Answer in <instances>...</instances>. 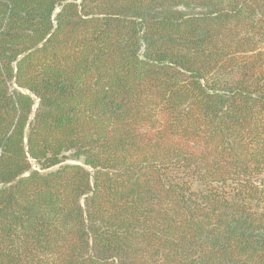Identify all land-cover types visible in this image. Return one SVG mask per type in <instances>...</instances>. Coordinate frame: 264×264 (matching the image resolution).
Segmentation results:
<instances>
[{
	"label": "trees",
	"instance_id": "obj_1",
	"mask_svg": "<svg viewBox=\"0 0 264 264\" xmlns=\"http://www.w3.org/2000/svg\"><path fill=\"white\" fill-rule=\"evenodd\" d=\"M0 264H264V0H0Z\"/></svg>",
	"mask_w": 264,
	"mask_h": 264
}]
</instances>
